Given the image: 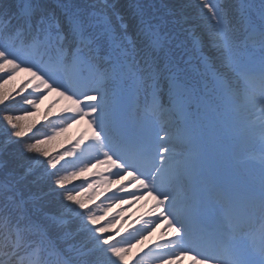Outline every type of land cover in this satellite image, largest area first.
Wrapping results in <instances>:
<instances>
[{"label":"snow or ice","instance_id":"6c2138e0","mask_svg":"<svg viewBox=\"0 0 264 264\" xmlns=\"http://www.w3.org/2000/svg\"><path fill=\"white\" fill-rule=\"evenodd\" d=\"M14 2L15 28L10 19L5 22L0 3V45L7 39L94 81L103 104L97 111L122 137L161 142L179 174L176 195L187 200L185 219L222 241L223 259L209 261L264 264V25L250 31L245 24L242 38L224 16L207 44L190 33L185 47L163 16L146 15L141 0L129 4L134 29L118 12L113 24L107 10L95 21L77 10L63 25L40 15L34 27L33 0ZM224 3L217 0L218 7ZM186 53L192 54L185 58ZM15 143L0 140V235L15 237L25 264H115L110 244L71 212L53 210L32 164H21L22 173L13 179L7 157ZM250 164L260 171L258 191L247 187Z\"/></svg>","mask_w":264,"mask_h":264},{"label":"rangeland","instance_id":"374dc122","mask_svg":"<svg viewBox=\"0 0 264 264\" xmlns=\"http://www.w3.org/2000/svg\"><path fill=\"white\" fill-rule=\"evenodd\" d=\"M73 105H74V103H73ZM25 119H26V117H23L22 118V121L21 122H18V121H16V120H13L11 117L10 118H7L6 119V121L4 122V126H6L7 124H11V125H13V126H18V127H20V128H22V125H23V122L25 121ZM16 131V130H15ZM15 131H13V133H15ZM22 131H20V133H21ZM7 135H10V134H7ZM6 136V135H5ZM22 142V140H20V141H18L17 143H15L14 145H16V144H19V143H21Z\"/></svg>","mask_w":264,"mask_h":264}]
</instances>
